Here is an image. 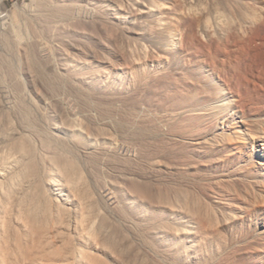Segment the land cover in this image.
I'll list each match as a JSON object with an SVG mask.
<instances>
[{"label": "rangeland", "instance_id": "rangeland-1", "mask_svg": "<svg viewBox=\"0 0 264 264\" xmlns=\"http://www.w3.org/2000/svg\"><path fill=\"white\" fill-rule=\"evenodd\" d=\"M52 1L57 2L58 10L51 8L55 7L50 4ZM59 1L0 0L6 7L4 13L0 11V140L7 127H13L18 131L11 133L13 136L29 138L38 147L33 146L38 149L36 157L42 160V165L44 156L46 161L50 157L56 162L51 158L55 153L75 155L80 164L77 175L84 174L82 177L95 192L94 199L98 196L96 200L102 210L107 215L111 212L107 217L112 219L107 221H120L125 232L129 231V236L124 234L137 244L146 243L142 239L145 236L137 233L136 226L128 229L132 224L127 226L122 215L126 213L132 220H139L140 211L137 213L134 201L141 195L138 187L160 179L166 187L168 182L175 184L179 180L183 184L178 181L175 185L187 187V192H204L220 214L219 229L226 245L214 264L263 262L264 156L260 153L264 151V137L260 136L264 133L259 130L264 131V0H141V6L154 8L147 12L145 8L140 10L138 0ZM116 6L118 17L114 16ZM203 70L212 74L227 92L225 98L232 100L228 99L230 111L218 122L221 128L216 127V134L210 121L197 117L211 112L212 106L219 108L216 100L211 99V85L205 83ZM183 116L188 119L183 120ZM192 119L198 124H192ZM179 121L188 122L183 126ZM68 124L73 133L62 128L69 127ZM184 130H189L185 131L189 132L187 137ZM177 131H183L182 136ZM213 135L223 136L218 139ZM2 143L0 156L3 148L4 153L11 149ZM45 149L51 152L50 156ZM50 160L44 162L49 165V170L47 165L44 168L51 173L49 179L53 177L52 170L61 166L59 162L53 166ZM227 166L229 170L235 168L237 174L224 177L223 185L218 184V179L211 181V167L214 171L220 167V171L231 173ZM233 177L240 184L230 189ZM189 178L196 179V183ZM247 178L254 180V184L241 182ZM154 185L151 187L154 191L162 190L163 186ZM218 185L222 186L223 195L228 192L227 199L217 193L214 187ZM188 187L192 189L188 191ZM164 193L162 190L161 194ZM36 199L38 202L39 198ZM60 200L63 204V199ZM122 211L125 213L120 214ZM118 239L113 240L115 246L121 243L122 239ZM152 248L147 249L148 253H155Z\"/></svg>", "mask_w": 264, "mask_h": 264}, {"label": "bare ground", "instance_id": "bare-ground-1", "mask_svg": "<svg viewBox=\"0 0 264 264\" xmlns=\"http://www.w3.org/2000/svg\"><path fill=\"white\" fill-rule=\"evenodd\" d=\"M45 2H46V0H45ZM136 2H137V4H140V6L143 3V1H141V0H138ZM52 3H53V1L50 2V4H52ZM55 3H57V2H55ZM55 3H53L52 5L55 6ZM48 4L49 3L47 2V5ZM43 5H45V4H43ZM47 5H46V7H47ZM58 5H60V4H58ZM116 5H118V4H116ZM48 6L51 7L50 5H48ZM70 6H71V4L68 6V9L70 8ZM153 6H154V4H153ZM61 7L65 8V7H63V5H60L59 8L61 9ZM118 7H119V5H118ZM51 8L54 10L56 8V6L54 8L52 6ZM142 8H145L146 12L149 10L152 11L154 9L153 8L151 10V8L147 4H143V6H141L140 10H142ZM40 9H42V8H40ZM52 9L49 8L47 10H52ZM159 9H160V7H159ZM61 10H64V9H61ZM115 10H116V13L114 16L116 17L120 13H119V8H117V6H116ZM0 11L3 13L6 11V7H5L4 3H0ZM8 11H9V9H8ZM42 11H44V10H42ZM64 11H67V10H64ZM60 12H62V11H60ZM58 14L60 15L61 13H58ZM65 14L67 15V13H65ZM60 16H62V15H60ZM123 18H124V16H123ZM14 19H15V17H14ZM158 22H160V21H158ZM204 22H206V21H204ZM207 24H208V21H207ZM32 59H34V58H32ZM32 63L35 64L34 62H32ZM139 67L141 68L140 65H139ZM139 67L137 66V68H139ZM199 68H200V66H199ZM37 71L39 72V69H37ZM203 74H204L205 83L207 85H211V89L209 90L210 94L212 96L211 99L214 98V101L216 100L219 108L217 109V107H216V109H215V107L212 106L213 110L211 112H208V110L206 109L208 113L203 112L202 113L203 115L198 116L197 113H201V112L197 111L196 114H197V117H200V120L201 119L203 120V118H205L208 121H210L211 122V123L209 122L210 125L214 126V128L211 130L216 134V127L217 128L220 127V125H217V124L223 118L224 113H226V111H228V110L230 111V109H229L231 106L230 101H232V100H230L228 97L225 98V96H227V92H225V89L215 81V78L212 76V74L210 72L208 73V70H203ZM59 79H60V77H59ZM59 83H60V81H59ZM191 92H193V91H191ZM187 94L188 93H186V95ZM96 99L97 98H95V100ZM187 100H185V101H187ZM222 100L224 102L220 103ZM193 101H194V99H193ZM191 102H192V100H191ZM19 106H21V104ZM22 108H24V107H22ZM191 108L194 109V107H191ZM24 110H26V109H24ZM29 110H26V111H29ZM185 110H187V109H185V107H184V112H186ZM196 110L197 109H195V112H196ZM3 111H4V109H3ZM16 111H17V109H16ZM3 114H5V113H3ZM22 114H23V112H22ZM193 114H195V113H193ZM231 114L233 115V113H231ZM231 114H229V115L231 116ZM9 116H10V114H9ZM26 116H27V114H26ZM26 116H25V118L27 119ZM28 116H29V113H28ZM186 116H183L184 119L183 118L182 119L187 120L188 118ZM185 117L187 119H185ZM8 118H10V117H8ZM182 119H180V121ZM233 119H235V118H232V121H233ZM263 119H259V120H263ZM30 120H31V117H30ZM192 120H193V122H191V123L193 124L195 121H194V119H192ZM195 120H197V119H195ZM259 120H258V122H259ZM9 121L11 122V120H9ZM121 121H122V119H121ZM26 122H27V124H29L28 121H26ZM32 122H31V124H32ZM120 122H118V123H120ZM186 122H188V121H186ZM186 122H180V124L183 123L182 125L184 126V123L187 124ZM243 122H244V120H243ZM203 123L205 124V122H203ZM174 124L175 123H173V125ZM196 124H198V123H196ZM223 124H226V122L223 121ZM68 125H69V127L66 126V127H62V128L63 129L65 128V130H67V132L70 133L73 129L70 127V124H68ZM177 126H179V125H177ZM188 126L190 127L189 124H188ZM188 126H185V127L188 128ZM253 126H254V124H253ZM258 126L259 125H257V129H258ZM23 127H24V125H23ZM121 127H123V126H121ZM147 127H148V125H147ZM174 127H176V126L174 125L173 128ZM191 127H192V125H191ZM7 128L8 129H6L4 126V129H6L7 131L6 132L2 131L4 135L1 134V135H3V137L1 136V138H3V140L2 139L1 140H2V142H5V144H4L5 147L7 148L6 145H8L11 149H9V148H8V150L5 149L6 152L4 153L3 152L4 148H3L1 153L2 154L4 153V154L3 155L1 154V156H0V264H214L216 259H218V257L222 255V253H220V252H221V250L223 251L222 248H224L226 245V238H225L223 232L219 229L220 214L216 210V206L212 203L213 201L210 202V200H207L204 192L197 191L196 193H194L191 190L192 188H194V186L192 188L188 187V189L191 188L188 191L191 190L193 192L192 193L190 191L191 192L190 193V192H187V189H186L187 187H184L183 185L179 184V183H182L179 180H177L175 182V184H177V182L179 181V183H178L179 186H177L173 183L175 185L174 186L172 183H170L171 182L170 181V182H168L167 185L165 183L166 187L163 185L162 182H160L161 179L158 181L152 180L151 184L152 185L155 184L156 186H158L157 188H161L162 186L164 187V188L162 187V190H164L165 193L162 195L161 194L162 190L158 189V191H154L152 189L153 188L152 185L148 184L149 182L146 184L145 183L146 181H145L144 183L146 185H144V186L140 184L141 186H139L138 189L141 192V195L139 194L137 196L138 198H136L134 200L136 206L138 207L137 213L140 211L139 212L140 214L138 216V217H140V218H138L139 220H136V221L132 220L133 218H131V216H129V214L126 215L125 212H123V211L120 212V214L125 213V215H122V219H123V221L126 222L127 226H128V223L132 224L131 225L132 227L128 226V229L134 228L133 226H136V228H138V231L140 230L144 233V234H141L142 232L139 231L140 232L139 233L137 231V233L140 236L141 235L145 236V237H142V239L145 238L146 243L144 242V243L140 244L137 241L139 243V244H137L135 242L136 241L135 239H134L135 240L134 242L132 241L133 238L129 239V237H128L129 231L127 230L128 232L127 231L125 232V230H126L125 227H123L122 225H119L120 221L119 222L116 221L118 223H115L112 220L109 222L107 221V219L109 218L107 216H109L111 214V212L109 213V211H108L109 215H107V213H106L107 211L104 212L105 210L104 211L102 210L103 208L99 205L100 203L96 200L98 196L96 197V199H94L95 196H93V195H95L94 194L95 192L93 193L91 185L89 186L88 181H85L86 179L84 180V178H83L84 174L82 175L83 177L77 175V173L80 172L78 170L80 168L79 167L80 164L79 165L77 164V162L74 158L75 155L73 157H70L71 154L70 155L66 154V152H63L61 154L60 153L57 154L55 152H54L55 154L52 153L53 155L51 156V158H53V160H55L56 162H59L60 164L59 163H57V164H59L61 166H59L58 168L56 167L55 169L52 170V172L54 173L53 177H52L53 179L52 178L49 179L48 176L51 173H49L50 171H48L49 165L44 163L46 161L45 159L47 158L44 156L45 153L43 155L44 157L42 156L43 158H45L44 159L45 161L43 160V165H42L41 164L42 160L40 159L41 161H38V159L36 157L38 155V154L36 155V151L38 150L36 148H38V147H36V145L35 146L32 145L33 142H31L29 140V138H27V135H26L27 139H25V137H23L22 139H21V137L18 138L19 134L17 135L18 137L13 136L11 134V133L14 134L15 132L18 133V131H15L13 129V127H10V126H8ZM181 128H183V127L181 126ZM254 128L256 129V127H254ZM260 129H262V125H261ZM16 130H18V129H16ZM145 130H146V128H145ZM211 130H209V134H210V132H212ZM0 131H1V127H0ZM185 131L186 130H184V132L182 131L183 134L189 130H187L186 132ZM62 132H64V131H62ZM79 132H81V131H79ZM174 132H176V131L174 130ZM177 132L179 134L180 131H177ZM182 132H180L181 135H179V136H182ZM72 133H73V131H72ZM188 133L185 134V137H187ZM259 133H264V131L259 130ZM176 134L174 133V137L177 136ZM192 134L196 135L194 133H192ZM80 135L78 134V137H80ZM172 135L173 134H171V136ZM198 135H200V134H198ZM28 136H29V134H28ZM213 136H215V135H213ZM216 136H218V139H220V137L222 138L223 135L222 136L216 135ZM216 136H215V138H217ZM65 137L66 136H64V138ZM260 137H264V136H260ZM72 138H71V140H72ZM80 139L82 140V138H80ZM212 139L216 142L214 137ZM1 140H0V143H2ZM50 140H53L52 137ZM48 141L49 140H47V142ZM48 143H47V145H48ZM50 143H52V141ZM53 143H56V142L53 141ZM83 143L85 144V142H83ZM194 144H195V142H194ZM56 145H57V143H56ZM33 146L36 148H34ZM2 147H4V146L2 145ZM50 148H51V146H50ZM67 148H68V145H67ZM72 148H70V149L73 150ZM56 149H57V147H56ZM63 151H65V150H63ZM47 152H49V151H47ZM152 152H153V150H152ZM49 153H50L49 154V156H50L51 152H49ZM260 154L264 156V151L261 150ZM11 155H13V156H11ZM42 157H40V158H42ZM48 160H50V157ZM48 160L46 162H48ZM156 161L157 160H155L154 162H156ZM208 161H209V159H208ZM56 162L51 161L50 164L53 163L52 164L53 166H57ZM145 163H146V161H145ZM46 165L48 166V170H46L48 173H45L46 172L45 169L47 168ZM45 166H46V168H45ZM53 166L51 167V165H50L51 168H53ZM212 167L210 168V171H211L210 175H212L211 176L212 180L210 178L209 179L211 181H213V178H214V181H215V179H216V181L218 179V184L219 183L222 184L223 182H225L224 177H226V176L229 177L228 174H230V175H234V174L236 175L237 174V172H235L237 170L234 167H233L234 168L233 170H229L228 166H227L228 169L225 168V170L227 169L229 171H232L231 173L222 171L224 169H222L220 171V169H221L220 167L218 168L219 169L218 171H214V169ZM42 168L43 169L45 168V169L42 170ZM169 169H170V167H169ZM171 169H173V168H171ZM43 171H45V172H43ZM205 173H204V175H205ZM198 174H200V173H198ZM173 175H175V174H173ZM210 175L207 177H210ZM86 176H87V174H86ZM177 176H175V177H177ZM194 176H196V175H194ZM171 177H173V176H171ZM196 177H198V175ZM203 177H206V176H203ZM237 177L235 179L233 177L234 180H232L233 181L232 185H231V183L229 184L230 189L232 188L233 185L240 184V183H237V182H239V181H237V179L239 177L238 178ZM138 179H136V181ZM176 179H178V178H176ZM203 179L205 180V178H202V180ZM207 179H206V181H207ZM227 179H229V178H227ZM230 179H232V178H230ZM191 180H193V179L191 178L189 181H191ZM194 180H196V179H194ZM149 181H150V179H149ZM193 181H191V182L193 183ZM200 181H201V179H200ZM206 181H205V183H206ZM198 182H199V180H198ZM241 182H246L249 184V182L253 183L254 180L252 181V180H249L247 178L246 181L244 180ZM184 184L187 185L188 182L187 183L184 182ZM202 184H203V182H202ZM136 185H138V184H136ZM219 185L214 187V188L218 189V190L217 189L216 190L218 191L217 193L219 194V196H221L223 199H225V197H226V199H227V197L229 196L228 192H226L227 195H223L224 193L222 192V186H219ZM238 186H237V188H238ZM92 187H93V185H92ZM202 188L204 189V187H202ZM227 188H228V186H227ZM196 189H198V188H195V190ZM203 189H202V191H203ZM230 189H228L229 192H230ZM204 190L206 192V189H204ZM134 192H136V191H134ZM236 194H237V192H236ZM52 195H54V196H52ZM132 196H134V195H132ZM36 197L39 198L38 202L36 201L37 203L34 201L36 199ZM60 198L63 199V204L61 203L62 201L60 200ZM231 198H233V197H231ZM29 199H30V202H29ZM134 201H132V202H134ZM237 204H238V202H237ZM130 206L132 207V204ZM133 206L135 207V205H133ZM239 206H240V204H239ZM252 206H254V205H252ZM100 207H101V209H100ZM122 207L124 209V206H122ZM132 209H133V207H132ZM243 209H245V208H243ZM114 210H112V211H114ZM124 210H126V208ZM237 210H238V208H237ZM126 211L128 212V209ZM129 211L131 214L132 213L131 209ZM115 212H117L116 214H118L119 210L114 211V213ZM134 212H136V211L134 210ZM103 214H106V216ZM119 216H121V215H119ZM123 216H125V217H123ZM133 216H135V215H133ZM113 217L115 220L116 219L115 216H113ZM245 217H247V216L245 215ZM134 218H137V217L135 216ZM250 218L252 219V217H250ZM110 219H112V218L110 217ZM110 219H108V220H110ZM125 222H124V224H125ZM133 224H135V225H133ZM150 224L153 225L155 230L152 228V226ZM124 233H126L128 236ZM118 238L122 239V240L120 241ZM139 238H141V237H139ZM117 239L121 242L120 244H118L120 246H118V245L115 246V242H117ZM113 240H115L114 244H113ZM148 245H149V247H148ZM246 245H248V244H246ZM151 246H153L152 249L155 250L154 251L155 253H148L149 250L147 251V249L150 248ZM226 248L228 249V246ZM262 249H264V248H262ZM224 250H226V249H224ZM260 250H261V248H260ZM156 252H158V253H156ZM254 252H256V251H254ZM160 257L162 259H160ZM255 259H256V257H255ZM261 262L262 261H259L258 263L263 264L264 261L262 263Z\"/></svg>", "mask_w": 264, "mask_h": 264}]
</instances>
